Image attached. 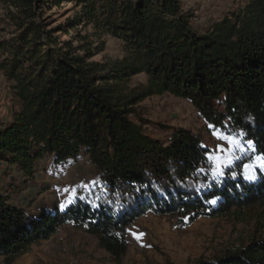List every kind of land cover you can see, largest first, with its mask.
Instances as JSON below:
<instances>
[{"label": "trees", "instance_id": "obj_1", "mask_svg": "<svg viewBox=\"0 0 264 264\" xmlns=\"http://www.w3.org/2000/svg\"><path fill=\"white\" fill-rule=\"evenodd\" d=\"M62 1L0 0L14 30L0 44V72L17 106L0 125V162L29 176L45 156L62 164L83 153L96 171L94 184L77 189L65 209L37 217L0 195L5 263L66 224L95 237L121 264L127 229L147 213L193 220L264 212V171L255 169L252 181L242 174L244 163L264 155V0H243L203 31L180 0H66L79 7V21L66 26L122 43L124 56L104 64L91 61L95 48L79 35L76 46L56 37L63 28H50L46 11ZM139 74L145 86L129 90ZM164 94L188 101L221 133L253 141L254 151L213 179L200 137L175 129L164 144L135 123L134 106ZM193 264H264V234Z\"/></svg>", "mask_w": 264, "mask_h": 264}, {"label": "rangeland", "instance_id": "obj_2", "mask_svg": "<svg viewBox=\"0 0 264 264\" xmlns=\"http://www.w3.org/2000/svg\"><path fill=\"white\" fill-rule=\"evenodd\" d=\"M180 4L183 13L191 16L193 26L203 31L239 9L243 0H180ZM7 11L0 2V44L11 37L10 33H14L5 19ZM78 16L79 7L66 0L46 11L50 28H63V32L56 33L61 41L72 40V45L76 46L80 42L73 39L79 35L85 42L92 43L95 50L91 61L112 63L124 56L119 40L93 34L90 27L82 30V26H66L68 21L75 22ZM145 83L146 76L139 74L129 79L127 87L139 91ZM11 86L12 83L0 72V125L10 122L17 110ZM134 109L140 116L134 119L135 123L141 126L145 134L164 144L175 129H185L200 137L210 156H214L217 155L216 146L222 143L216 139V133L226 135L207 125L188 101L168 94L145 98ZM233 135L247 150V144L241 140L240 134ZM220 155L223 157L224 154ZM240 155L239 152L235 153V156ZM238 160L241 159H234L231 167ZM95 174L83 153L77 161L62 164H55L51 156H45L35 164L29 176L13 165L0 162V195L6 197L10 205L31 217H37L43 211L61 210L60 205L67 204L73 191L75 197L77 189L89 191L93 187ZM263 234L264 212L256 207L240 211L235 216L198 217L193 220L147 213L127 229V251L121 264H193L218 257L230 247L247 245L250 239ZM0 264H7L2 257ZM8 264L115 263L99 248L95 237L74 228L72 224H66L48 240L30 245L25 253Z\"/></svg>", "mask_w": 264, "mask_h": 264}, {"label": "snow or ice", "instance_id": "obj_3", "mask_svg": "<svg viewBox=\"0 0 264 264\" xmlns=\"http://www.w3.org/2000/svg\"><path fill=\"white\" fill-rule=\"evenodd\" d=\"M216 139L221 141V144L216 146L217 155L209 156L207 159L212 167V177L216 179L223 175V168L231 167L234 159H243L246 156L247 151H254V143L251 140H247V150L241 146V141L234 135H222L216 133ZM241 153L240 156H235V153ZM220 154H224L223 157ZM255 169L264 171V155H257L254 160L249 163L243 164V175L246 180L252 181L256 178ZM75 199V192L73 191L67 201V204H61L60 208L63 210L65 207L72 203ZM215 200L209 201V203L215 204ZM139 239V237H136Z\"/></svg>", "mask_w": 264, "mask_h": 264}]
</instances>
